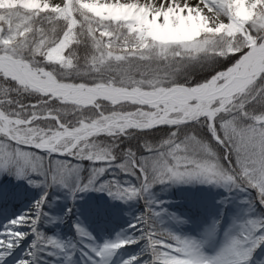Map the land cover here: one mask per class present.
Listing matches in <instances>:
<instances>
[{
    "label": "snow or ice",
    "instance_id": "snow-or-ice-1",
    "mask_svg": "<svg viewBox=\"0 0 264 264\" xmlns=\"http://www.w3.org/2000/svg\"><path fill=\"white\" fill-rule=\"evenodd\" d=\"M0 174L73 200L143 201L134 237L98 243L74 225L86 264L140 241L119 264H252L264 245V0H0ZM189 183L246 205L212 254L221 221L174 231L169 221H188L154 192ZM28 194L0 185V264H71L77 245L39 230L48 191L9 212Z\"/></svg>",
    "mask_w": 264,
    "mask_h": 264
},
{
    "label": "trees",
    "instance_id": "trees-1",
    "mask_svg": "<svg viewBox=\"0 0 264 264\" xmlns=\"http://www.w3.org/2000/svg\"><path fill=\"white\" fill-rule=\"evenodd\" d=\"M0 185L21 186L28 189L27 198L14 202L15 205L24 201L31 202L38 199L44 191H48V200L44 206L45 211L48 213L47 216L51 215V211L62 214L61 210L51 208L52 204L50 202L53 200L58 201V203H70L72 212L68 216L67 223L51 224L48 223L49 217L46 216L40 221L43 224L40 231L52 237H57L58 229L67 231L72 243L80 242L78 232L74 227L76 223L81 224L86 231L91 232V226L96 220L106 219L113 223L120 219L128 221L131 218L136 219L144 208L142 200H114L107 193L95 190L78 193L77 198L73 200L67 189L59 186L52 188H46L45 186L33 187L28 185L26 181L18 180L15 176L8 174H0ZM154 192L158 199L165 201L164 206L170 212L178 213L188 221L187 223L168 222L170 228L182 234L187 233L189 228L195 229L196 222L200 218L204 222L203 230L205 227L210 226L214 220L219 219L221 223L218 232H222L226 228L228 229L234 220H240L246 215V205L241 203L240 195L235 191L229 194L222 187L201 183L171 186L157 185ZM225 198H227L226 203L224 202ZM129 225L126 224L116 231L126 237L130 233ZM252 264H264V245L256 249L252 257Z\"/></svg>",
    "mask_w": 264,
    "mask_h": 264
},
{
    "label": "rangeland",
    "instance_id": "rangeland-1",
    "mask_svg": "<svg viewBox=\"0 0 264 264\" xmlns=\"http://www.w3.org/2000/svg\"><path fill=\"white\" fill-rule=\"evenodd\" d=\"M57 200H59V199H57ZM51 204L54 207V209L61 210L62 211V214L61 213H55L54 211H51V213H50L51 215L47 216V217H49L48 218L49 219L48 220V223H51V224L58 223V222H60V223H67V219L66 218L68 217V213H70L68 211L69 205L67 204V202H62V203L59 204L58 201L53 200V202H51ZM23 207H24L23 204H20L18 206V208H20V209L23 208ZM9 210H10V205H9ZM27 210H28V208H27ZM66 215H67V217H66ZM135 220L136 219H134V221ZM5 222H6V220H5ZM129 222L130 221H126L125 222L124 220H121V219L115 221L116 225L121 226V227H123L124 225L128 224ZM93 223H94L93 224V227L94 226H96V227H102L101 230L104 232V235H103L102 239L100 241H97L98 243H103L106 240H112V236H114V235H111V234L112 233L115 234V232L112 231V229L109 228L111 226L107 222H101V220H96V223H95V221ZM196 224H197V222H196ZM112 226L117 227L114 224H112ZM203 226H204V222L202 224V227ZM39 228H40V224H39ZM200 228L201 227H198V230H200ZM22 230L28 231L24 227H23ZM134 232H136V231L134 230ZM224 232H225L224 230L222 232H218V234L215 237V239L213 241H210L209 246L206 247V249H205V251L207 253H209V254H212L213 253V251L215 250V247L223 240V238H224ZM185 234L186 235H198L199 234V231H198V233H196V232H189L188 233L187 232ZM136 235H137V232H136ZM93 236H94V233H93ZM132 237H134V236H132ZM78 238H79L78 240H80V242L82 244H86V243H84V241L87 242V240L85 238H82L80 236ZM129 238H131V237H129ZM31 241H32V234L29 232V234L27 236H25L24 239L20 242L19 248L13 254L14 257L18 259L24 252H26L27 249H28L29 244L31 243ZM143 243H144L143 241H140V242H138L136 244L128 245V247L126 246V248L127 249L129 248V250L131 252L129 256L142 252L143 251ZM48 257L49 256H43L42 259H47ZM124 257L125 256L122 255L120 257L117 256V258H113L112 261H111V264H119V260L121 258H124ZM145 258H147L146 257V254L141 257V259H145ZM86 262H87V257L85 259H83L82 262L79 261V260H72L71 261V264H86ZM58 263H60V264H66L65 258L63 256H60L58 259H56V264H58ZM13 264H14V261H13Z\"/></svg>",
    "mask_w": 264,
    "mask_h": 264
},
{
    "label": "bare ground",
    "instance_id": "bare-ground-1",
    "mask_svg": "<svg viewBox=\"0 0 264 264\" xmlns=\"http://www.w3.org/2000/svg\"><path fill=\"white\" fill-rule=\"evenodd\" d=\"M26 228V227H25Z\"/></svg>",
    "mask_w": 264,
    "mask_h": 264
}]
</instances>
